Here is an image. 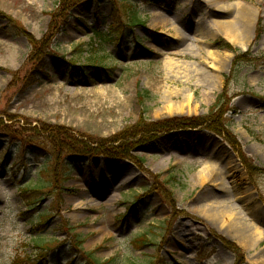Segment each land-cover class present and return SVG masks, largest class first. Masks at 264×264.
Returning <instances> with one entry per match:
<instances>
[{
  "label": "rangeland",
  "instance_id": "374dc122",
  "mask_svg": "<svg viewBox=\"0 0 264 264\" xmlns=\"http://www.w3.org/2000/svg\"><path fill=\"white\" fill-rule=\"evenodd\" d=\"M0 134V264H264V0H0Z\"/></svg>",
  "mask_w": 264,
  "mask_h": 264
},
{
  "label": "bare ground",
  "instance_id": "6f19581e",
  "mask_svg": "<svg viewBox=\"0 0 264 264\" xmlns=\"http://www.w3.org/2000/svg\"><path fill=\"white\" fill-rule=\"evenodd\" d=\"M240 6L238 8V14L235 17L234 20L226 22H221L219 25L223 28V34L226 35L228 38H230L231 41L239 42L245 40L248 35L251 33L253 29V23H254V17H255V10L244 4H239ZM163 17L159 16L158 20L163 21ZM205 79L208 83H211L213 89L217 88L219 84L221 83V80L217 76L213 75H206ZM201 142V141H199ZM226 159L228 160V163H231V167L235 170H239V166L234 160H231V158L228 156V154H225L224 151H222ZM246 207L251 206L252 201H245ZM226 203H223V211L218 209L216 212V216L213 218V222H220L223 221V223H227L232 230V232L240 239H247L251 244L256 242L255 238V231L253 229L249 228L247 226V222H243V219L241 215L238 214L236 211V207L234 205L226 208ZM264 220V218H261ZM261 242L259 243L260 246ZM256 256H264V249L262 252H259Z\"/></svg>",
  "mask_w": 264,
  "mask_h": 264
},
{
  "label": "trees",
  "instance_id": "16d2710c",
  "mask_svg": "<svg viewBox=\"0 0 264 264\" xmlns=\"http://www.w3.org/2000/svg\"><path fill=\"white\" fill-rule=\"evenodd\" d=\"M60 4H62V1L60 2ZM63 4H64V0H63ZM131 5V4H130ZM126 23H127V27H136V26H140L142 25L144 22L142 21V18L140 17V15L138 14V10L135 8V6L131 5V9L129 12H127L126 15ZM230 50V48H228ZM89 64L94 65L96 62H98L97 58H89L88 59ZM141 95V94H140ZM222 100H223V95H220L217 98V101L215 103V105L212 107L211 111H210V115L214 114V112L220 108L221 104H222ZM199 120V119H198ZM201 121V120H200ZM205 123H208V117L206 119V122L204 120H202V122L200 124H184L181 122H177L176 120L173 121H166L163 123H159L157 125H155V127L159 128L162 131H167V130H176V129H181V128H186V127H193V128H198L201 125H204ZM189 125H193V126H189ZM197 125V126H196ZM215 133H221L219 130H215V128H212ZM2 137H4V135L0 134V139H2ZM7 137V135H6ZM233 146V145H232ZM19 149L22 150V148L20 147ZM235 149V148H234ZM236 151V150H235ZM108 153H112V152H108ZM114 155H117V151L113 152ZM240 159L242 160L244 166L247 168L248 172H253V171H258L257 169H255V167L253 166V162L252 160L247 159L245 156L241 155V153H238ZM70 172V171H69ZM69 172L67 175H69ZM44 188V186H38V189L42 190ZM74 231V229L72 230V232ZM33 241L35 243V245L38 247V249H40L41 251L49 252V244L50 241H48L47 239H45L41 234L35 235V237L33 238ZM80 243V242H79ZM79 243H76L77 246L81 245ZM89 255V254H88ZM86 254V256H88ZM90 257V256H88ZM91 258V257H90ZM32 264H37V261H32Z\"/></svg>",
  "mask_w": 264,
  "mask_h": 264
}]
</instances>
